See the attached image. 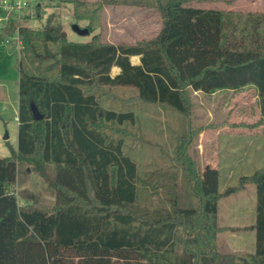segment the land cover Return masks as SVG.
<instances>
[{
	"label": "trees",
	"instance_id": "16d2710c",
	"mask_svg": "<svg viewBox=\"0 0 264 264\" xmlns=\"http://www.w3.org/2000/svg\"><path fill=\"white\" fill-rule=\"evenodd\" d=\"M69 1L90 33L103 5L125 0ZM184 1L154 0L160 29L133 44L102 42L98 33L69 41L52 14L38 29L11 19L0 30V43L17 32L32 65L19 59L17 144L0 157V264H264V165L220 192L218 170L209 164L198 170L178 146L197 205L180 206L176 194L167 198L170 209L138 212L136 165L123 152L128 130L120 128L133 124L134 112L101 104L102 87L125 86L144 102L187 113L188 89L253 85L264 121V10ZM112 66L120 68L114 76ZM31 105L42 118L32 119ZM29 172L43 178L50 198L28 188ZM250 183L255 220L241 229L254 230L255 250L237 263L216 248L223 229L217 203Z\"/></svg>",
	"mask_w": 264,
	"mask_h": 264
},
{
	"label": "rangeland",
	"instance_id": "374dc122",
	"mask_svg": "<svg viewBox=\"0 0 264 264\" xmlns=\"http://www.w3.org/2000/svg\"><path fill=\"white\" fill-rule=\"evenodd\" d=\"M38 2L39 16L36 11L26 9L19 22L38 29L43 26L48 15L52 14L61 22L67 39L74 42L89 40L94 33H98L102 42L133 44L140 39L154 37L161 26L160 14L154 7L103 5L99 13V26L88 35H79L72 29V24L85 27L87 22L73 17V7L69 0ZM1 50L0 157H8L11 149L15 150L17 144L19 59L21 58L30 70L32 65L29 63L28 54L22 52L21 45L17 44L16 35L5 38L0 43ZM100 93L103 107L132 110L135 115L133 124L125 123L120 128L125 126L128 130L124 137L123 152L136 165L137 201L133 208L138 212L170 209L172 205L167 198L176 194L180 206L197 205V198L184 175L186 171L180 164L181 160L178 161V146H181L183 155H188L194 160L198 170H202L203 164L209 159L215 160L216 151L220 161H233L229 162L232 163L229 176L224 167L218 168L220 192L227 186L235 185L242 175L251 174L264 164V157L262 160L254 157L252 160L256 161L247 162L245 165L235 163L242 153V157L246 155V159L251 156L252 151L248 150V143L264 145L263 140H255L256 134L263 133L264 129L256 125L259 98L253 85L212 93L188 89L187 113H181L166 104L144 102L137 98L136 90L132 87H102ZM5 133L7 138H4ZM210 149L213 152H209ZM27 169L29 170V167ZM28 178L26 185L30 190L39 192L43 198H50L45 190L46 183L43 178L35 172H29ZM254 191V184H248L244 192L240 190L224 197L230 203H249L254 200Z\"/></svg>",
	"mask_w": 264,
	"mask_h": 264
},
{
	"label": "crops",
	"instance_id": "0c3cea01",
	"mask_svg": "<svg viewBox=\"0 0 264 264\" xmlns=\"http://www.w3.org/2000/svg\"><path fill=\"white\" fill-rule=\"evenodd\" d=\"M153 1L154 0H125L117 5H121L122 7H128V8L129 7L153 8L154 7ZM162 1H166V0H162ZM184 5L200 7V8H212L218 10H240V11L264 10V0H185ZM105 7H112V5L106 4ZM153 9H155V11L159 13L156 7H154ZM159 29L160 26L157 29L154 36L157 34ZM133 58L136 59L132 60ZM130 61L132 64H139L140 63L139 55L130 56ZM119 72H120V68L118 66H112L110 69V76H114ZM257 116L258 117L256 120V125L258 126V128L264 129V121L263 122L259 121L260 112H258ZM263 133H257L255 139V140L257 139L263 140L262 144H264ZM247 146H248V150L252 151L251 156H249V158L246 159V155L245 157H242V155H244V153H242V155L239 156L237 160H235V163H237L236 165H245L247 162L252 163L256 161V160H252L254 157H257L258 160L263 159L262 157H264V145H252V143H248ZM209 152H213V150L210 149ZM214 158L215 160L209 159L207 162H205L203 164V167L206 164H209L210 166L215 167L218 170V168L222 166L225 168L229 176V174L232 172V167L230 165L232 163L229 162H233V161H230L229 159L226 160L223 159V161H220L219 154L217 153V151L216 153L214 152ZM245 159L247 161H245ZM218 174H219V170H218ZM247 185H245L240 190L244 192L247 189ZM253 194H254L253 202L251 201L247 203L240 201V202L230 203L227 200H225L224 196H222L219 198L217 203V224L219 227L223 229L217 233L216 248L220 253L233 254L236 258L237 263L243 262L244 260H250V255L253 254L255 250L254 230L241 229L243 227L251 225L255 220L256 192L254 191ZM233 227H235L236 229L232 230L231 228Z\"/></svg>",
	"mask_w": 264,
	"mask_h": 264
},
{
	"label": "built area",
	"instance_id": "2783aa9c",
	"mask_svg": "<svg viewBox=\"0 0 264 264\" xmlns=\"http://www.w3.org/2000/svg\"><path fill=\"white\" fill-rule=\"evenodd\" d=\"M40 0H0V30L5 27L9 20H20V17L24 15L26 9H31V12H35L36 6H39ZM16 41L18 45H21V41L17 35Z\"/></svg>",
	"mask_w": 264,
	"mask_h": 264
},
{
	"label": "water",
	"instance_id": "95a60500",
	"mask_svg": "<svg viewBox=\"0 0 264 264\" xmlns=\"http://www.w3.org/2000/svg\"><path fill=\"white\" fill-rule=\"evenodd\" d=\"M72 29L79 35H88L89 34V30L86 27H80L78 24L74 23L72 24ZM31 109H32V119L33 120H37L43 117V115L38 111V109L36 108V106L31 105ZM7 134L5 133L4 138H7Z\"/></svg>",
	"mask_w": 264,
	"mask_h": 264
}]
</instances>
